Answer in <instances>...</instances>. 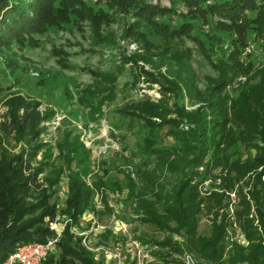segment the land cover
<instances>
[{
  "label": "rangeland",
  "instance_id": "rangeland-1",
  "mask_svg": "<svg viewBox=\"0 0 264 264\" xmlns=\"http://www.w3.org/2000/svg\"><path fill=\"white\" fill-rule=\"evenodd\" d=\"M85 1L95 11L77 12L66 22L53 19L24 33L23 41L0 40V155L31 153V165L41 168L38 179L52 180L49 203L57 225L66 220L71 175L83 167L89 207L70 231L84 235L99 264H264V164L258 162L264 142L254 123L247 124L253 111L262 115L264 109L252 105V116L235 115L258 81L255 70L264 67V36L251 23L255 9H246V27L237 32L236 24L207 11L215 0H190L189 7L182 0H147L163 9L138 21L141 31L132 35L131 11L103 16L98 10L107 0ZM256 4L264 8V0ZM220 60L236 71L221 79L218 68L227 65H214ZM224 79L217 105L207 106L208 91ZM136 100L154 102L168 114L142 118L121 110ZM25 106L37 119L22 134ZM179 106L204 112L208 120L210 141L201 144L204 154L195 164L194 139L182 147L167 130ZM221 116L224 128L217 127ZM179 126L189 125L182 120ZM154 141L185 153L146 156ZM190 171L193 240L201 252L163 211L164 197ZM143 206L155 208L156 224L146 221ZM100 247L117 259H105Z\"/></svg>",
  "mask_w": 264,
  "mask_h": 264
},
{
  "label": "trees",
  "instance_id": "trees-1",
  "mask_svg": "<svg viewBox=\"0 0 264 264\" xmlns=\"http://www.w3.org/2000/svg\"><path fill=\"white\" fill-rule=\"evenodd\" d=\"M182 1L187 3L188 7L192 3L190 0ZM259 1L262 0H215L208 6L207 11L219 19L228 20L233 25L236 24V31L241 32L246 27L245 21L248 20L245 16L247 13L246 9H255V14L251 17L252 27L264 36V8L260 10L261 8L257 6L256 3ZM105 4L106 8L100 6L98 10L103 16L111 11H131L134 20L128 26L127 32H133L132 35H136L139 33L138 31H141L136 26L138 21L140 22L142 18L148 19L149 15L153 12L163 9V6H158L156 7L158 9H154V5L157 4H152L147 0H107ZM95 9L92 8L91 3L85 0H0V40L5 41L4 37L13 36L18 41H23L32 31H40L42 24H50L53 19L56 22L61 19L66 22L72 18L76 19V16H78L77 12L83 14V12L88 13L87 11H95ZM195 11L200 12L201 10L200 8H195ZM29 13H32V15ZM154 27L158 28L159 26L154 25ZM24 33H26V36ZM170 53L174 52L171 50L170 52H166V54ZM181 56L182 54H179V56H173V59H171L178 61ZM167 57L170 58L169 56ZM140 59L144 58L141 57ZM223 63L227 66L218 68L221 79L225 74L236 71L232 68L231 62L220 60L218 63H214V65ZM232 64L235 65V62ZM263 68L259 67L255 70L259 74L258 81L249 87V90L245 94L246 97L239 103V112H234L236 117L244 111L249 116H252L248 112L250 108L253 109L252 105L264 109ZM225 79L219 80L208 91L210 102L207 106L217 105L218 100H216V97L218 91L224 85ZM130 107L129 109L121 108V110L131 111L132 113L134 111L142 116V118H148V115L164 117L168 114V111H160V108L157 109L154 102L147 100L131 101ZM173 112L175 113V117H170L166 121L168 125H166L167 130L176 141H181L182 147L189 144L187 141L188 137L194 139L191 147L195 148V144H197V147L192 153L190 163L195 164V161L199 162L204 154L201 144L210 141L209 133H207L208 120L205 118L204 112L195 109H186L179 106ZM36 119L37 116L34 110L25 106L24 114L22 115V134H25L24 132L35 126ZM160 119L165 120V118ZM160 119L158 118L157 122ZM216 119L219 123L217 127L224 128L226 126L227 121L223 120V116ZM182 120L186 121L189 125L186 129L179 126ZM253 123L254 129L261 135L264 142V112L262 115H259L253 111V116L247 123L249 124L248 127H253ZM255 123L257 125L259 123V127H256ZM211 128L214 129L215 126ZM215 135L214 133L213 136ZM182 147L180 149L172 147L163 149L156 147L154 141L145 151L146 156L160 155V158L169 159L167 157L170 156L171 151L185 153ZM30 158L31 153L28 152L25 155L21 152L13 156L0 155V263L13 251L16 245L28 242L41 243L53 233L49 228V223L54 220L55 216L54 205L49 203L52 193V180H49L47 183L39 180L37 175L41 173V168L33 167L30 163ZM258 162L264 164V144L261 147ZM141 164L144 166L147 163L144 160ZM80 168V171L71 175L72 179L68 185V194L64 200L66 222L62 227L61 236L56 242L55 250L47 255L43 264H99V261L93 259L92 252L87 250L81 243V237H74L70 231V227L75 224L77 225L80 215L89 207V199L91 197V190L81 179V175L83 174L81 172H84V169L82 166ZM192 173L190 171L187 176H184L177 188L164 197L165 201H167V206L163 211L167 218L173 220L177 226L184 228L186 232L185 239L187 241L190 240V246L192 248L195 247L198 252H201L202 244L198 245L193 240V214L195 207L190 199L192 192L191 185L189 184V176ZM186 188L188 190L185 193ZM143 210L147 214L146 221L155 223L156 221L153 218L159 217L155 208L143 206Z\"/></svg>",
  "mask_w": 264,
  "mask_h": 264
},
{
  "label": "built area",
  "instance_id": "built-area-1",
  "mask_svg": "<svg viewBox=\"0 0 264 264\" xmlns=\"http://www.w3.org/2000/svg\"><path fill=\"white\" fill-rule=\"evenodd\" d=\"M107 145H103L101 152L103 153ZM133 173H130L132 176ZM66 222V220H65ZM64 222V223H65ZM63 224L57 225L56 221L53 220L49 223V228L53 231L52 235L48 237L44 242H28L18 244L15 246L12 252H10L0 264H43L44 259L48 254L55 250V245L61 236ZM98 227V226H97ZM85 237H81V241L85 248L89 251L96 250L94 247H90L84 242ZM99 249V248H98ZM102 256L106 258H116L118 254L111 255V252L107 248L100 247Z\"/></svg>",
  "mask_w": 264,
  "mask_h": 264
}]
</instances>
